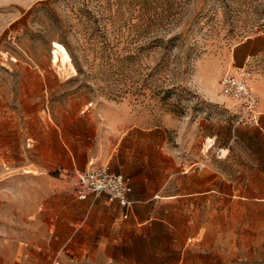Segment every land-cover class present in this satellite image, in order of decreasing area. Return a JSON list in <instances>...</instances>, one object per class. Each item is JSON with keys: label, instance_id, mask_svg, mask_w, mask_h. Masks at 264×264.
Instances as JSON below:
<instances>
[{"label": "rangeland", "instance_id": "rangeland-1", "mask_svg": "<svg viewBox=\"0 0 264 264\" xmlns=\"http://www.w3.org/2000/svg\"><path fill=\"white\" fill-rule=\"evenodd\" d=\"M258 36L264 0H0V264H35L22 247L38 227L12 215L23 189L36 192L27 172L94 149L108 117L169 126L179 175L168 192L190 193L157 212L188 230L189 264H264V124L240 122L220 89L239 66L264 77V50L234 58ZM213 139L207 167L219 178L183 179ZM61 176L65 193L77 190V171Z\"/></svg>", "mask_w": 264, "mask_h": 264}, {"label": "crops", "instance_id": "crops-1", "mask_svg": "<svg viewBox=\"0 0 264 264\" xmlns=\"http://www.w3.org/2000/svg\"><path fill=\"white\" fill-rule=\"evenodd\" d=\"M263 50L264 36L251 37L237 45L234 58L237 64H243ZM250 85L263 98L255 124H264V77L251 75ZM110 120L105 118L102 126L95 127L93 139L98 143L94 149L70 150L68 164L63 166L57 159L52 165L41 167L38 174L27 172L37 178L36 192L27 194L23 189L21 202L17 203L20 212L12 215L15 218L20 214L23 221L38 227L39 238L23 242L27 247L22 250L30 256L29 263L43 260L63 264L60 254L69 253L71 264H189L185 256L188 230L178 228L168 214L157 212L159 204L190 193L182 183L177 186L178 193L168 192L179 175L174 154L166 146L171 136L169 126L143 125L125 119L116 126ZM216 144L213 139L199 147L202 159L192 171L181 172L183 179L188 181V177L184 178L187 173L202 177L212 174L207 180L213 182L219 178L214 169L207 167L215 165L208 159L215 157L219 148ZM95 160L109 163L114 171L126 176L128 196L133 201L130 209L118 200L109 203L107 194L79 197L80 172ZM63 171H77L76 191H63Z\"/></svg>", "mask_w": 264, "mask_h": 264}, {"label": "built area", "instance_id": "built-area-1", "mask_svg": "<svg viewBox=\"0 0 264 264\" xmlns=\"http://www.w3.org/2000/svg\"><path fill=\"white\" fill-rule=\"evenodd\" d=\"M251 73L245 66L229 70L220 79L222 94L234 99L240 109L239 121L243 123H258L260 96L250 85ZM221 154V150L219 151ZM82 189L80 198H87L89 194H107L109 203L120 201L127 210L133 205L128 196V181L122 172H116L109 163L91 161L80 172ZM128 213L125 214V217Z\"/></svg>", "mask_w": 264, "mask_h": 264}, {"label": "bare ground", "instance_id": "bare-ground-1", "mask_svg": "<svg viewBox=\"0 0 264 264\" xmlns=\"http://www.w3.org/2000/svg\"><path fill=\"white\" fill-rule=\"evenodd\" d=\"M222 150V152L223 153H226L227 152V149L226 148H223V149H221ZM229 152V151H228ZM228 152L226 153V154H223V153H221V154H223L224 156H227L228 155Z\"/></svg>", "mask_w": 264, "mask_h": 264}]
</instances>
